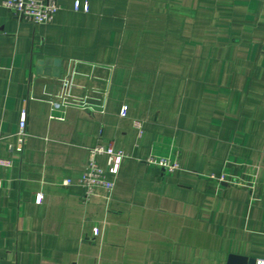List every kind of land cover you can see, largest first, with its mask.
<instances>
[{"label": "crops", "instance_id": "0c3cea01", "mask_svg": "<svg viewBox=\"0 0 264 264\" xmlns=\"http://www.w3.org/2000/svg\"><path fill=\"white\" fill-rule=\"evenodd\" d=\"M74 1L48 24L0 5V264L264 258V0ZM99 143L126 155L84 201Z\"/></svg>", "mask_w": 264, "mask_h": 264}, {"label": "built area", "instance_id": "2783aa9c", "mask_svg": "<svg viewBox=\"0 0 264 264\" xmlns=\"http://www.w3.org/2000/svg\"><path fill=\"white\" fill-rule=\"evenodd\" d=\"M0 5L5 8L13 17L21 20H25L31 23L48 24L53 20L55 13L60 6L56 0H0ZM82 7V8H81ZM73 9L78 11L82 9L87 11L88 3L85 1L82 5L79 0H75L73 3ZM63 91L61 98L63 99V105L70 103L69 95V83L63 82ZM126 112V106H122L119 114L124 115ZM25 124H26V112L22 110L20 112L19 121L17 124L16 138L17 142L14 147L10 146V150L20 152L23 148L24 136H25ZM133 127L137 131L139 136L142 131V121L133 120ZM99 154H105L108 162H111L114 158H122L126 154L121 150H116L112 147L111 143L96 144L88 153V159L85 168L81 172L78 178V183L83 187L82 200H88L94 189L99 187L106 191H110L113 186V182L107 178L106 173L101 169L97 162L96 156ZM144 161L147 164H155L159 166L163 171L167 173L173 172L179 167L178 162L168 157H156L154 155L147 156ZM11 160L8 158H0V166L9 167ZM220 181H224V176L221 175L218 178ZM69 179H64L62 183L64 185L69 184ZM234 183V182H232ZM40 194L36 196V201H40ZM96 230L94 229V233ZM253 264H264V258H256Z\"/></svg>", "mask_w": 264, "mask_h": 264}, {"label": "water", "instance_id": "95a60500", "mask_svg": "<svg viewBox=\"0 0 264 264\" xmlns=\"http://www.w3.org/2000/svg\"><path fill=\"white\" fill-rule=\"evenodd\" d=\"M254 258H247L240 255L229 254L226 264H253Z\"/></svg>", "mask_w": 264, "mask_h": 264}]
</instances>
